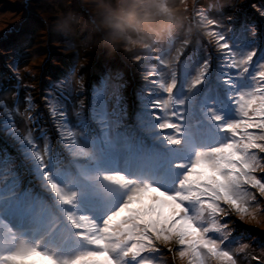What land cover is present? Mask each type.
Masks as SVG:
<instances>
[{
	"label": "snow or ice",
	"instance_id": "obj_1",
	"mask_svg": "<svg viewBox=\"0 0 264 264\" xmlns=\"http://www.w3.org/2000/svg\"><path fill=\"white\" fill-rule=\"evenodd\" d=\"M212 7L193 18L215 46L214 68L199 44L181 60L191 27L134 56L146 81L134 127L106 82L90 117L71 105L74 123L71 93L52 85L59 149L44 129L18 126L17 116L35 123L31 96L23 112L0 99L15 152L0 153V264H165L156 254L170 245L184 264H237L222 219H255L256 193L264 198V48L248 36L254 26L225 28Z\"/></svg>",
	"mask_w": 264,
	"mask_h": 264
},
{
	"label": "rangeland",
	"instance_id": "obj_2",
	"mask_svg": "<svg viewBox=\"0 0 264 264\" xmlns=\"http://www.w3.org/2000/svg\"><path fill=\"white\" fill-rule=\"evenodd\" d=\"M209 5H214L209 12L210 18L217 19L225 28L236 30L242 25L254 26L255 37L251 32L248 36L250 39H257L258 52L259 48H264V16L260 15L264 11V0H187L181 4L187 15L185 27L181 31L183 34H178L179 30L176 35L182 40L190 27L192 32L189 37L190 43L184 50L181 60L199 44L203 58L206 52L211 54L212 67L216 66L215 46L209 43V37L196 30L193 18L194 11L200 6L208 8ZM75 7V0H0V99L9 107L18 100L19 109L23 112L26 106L25 98L31 96L34 105L31 116L35 122L43 119L49 124L50 127L42 126V129L48 133L53 146L57 149L62 145L46 100L50 94H57L52 84L60 85L64 94L76 95L77 102L74 105L77 110L83 104L85 116L90 117L94 91L100 89L106 82L109 97L114 94L122 97L121 106L127 109L124 125L134 127L135 115L141 107L139 93L146 83L143 71L134 60V56L141 54L142 50L117 51L109 54L97 47L73 49L64 36L57 35L51 30L52 22L60 13ZM88 35V32H84L80 34L79 39L84 40ZM179 43L178 40L177 46ZM163 46L166 47V44ZM17 54L22 58L18 61V66H15ZM5 95L9 100H6ZM113 103L114 101L110 100V109ZM69 119L73 122L76 120L71 104ZM3 120L4 117L0 116V122ZM16 121L22 129L32 128L34 135L39 132L34 131L32 123L26 118L17 116ZM117 131H125V127L122 126ZM164 131L170 133L172 130ZM4 151L15 154L12 138L0 128V153ZM257 176L264 178V173H257ZM33 181L35 185H39L35 177ZM256 195L257 202L254 206L259 210L255 219L248 217L240 220L235 214L222 219V222H228L229 242L235 238L230 246L236 254L237 264H264V198L259 197L258 193ZM160 247L161 254L156 255H159L165 264H184L175 256L177 246L170 245L171 252L164 246ZM241 249L243 251H240Z\"/></svg>",
	"mask_w": 264,
	"mask_h": 264
},
{
	"label": "clouds",
	"instance_id": "obj_3",
	"mask_svg": "<svg viewBox=\"0 0 264 264\" xmlns=\"http://www.w3.org/2000/svg\"><path fill=\"white\" fill-rule=\"evenodd\" d=\"M187 0H75L76 7L60 13L51 30L71 47H97L109 54L133 52L167 44L184 27ZM167 4V10L161 4ZM189 31V30H188ZM88 32L84 40L80 34Z\"/></svg>",
	"mask_w": 264,
	"mask_h": 264
},
{
	"label": "trees",
	"instance_id": "obj_4",
	"mask_svg": "<svg viewBox=\"0 0 264 264\" xmlns=\"http://www.w3.org/2000/svg\"><path fill=\"white\" fill-rule=\"evenodd\" d=\"M60 4H61V6L63 7V4L60 2ZM69 5V4H68ZM218 14V13H217ZM185 27V26H184ZM181 31H182V28L180 29V32L178 33V34H180V35H182L183 33H181ZM181 37V36H180ZM264 37V36H263ZM200 54V57L201 58H203V53L202 52H200L199 53ZM256 58H254V60H255ZM96 72H99L98 70H96ZM106 76V75H105ZM105 76H104V78H105ZM99 82V81H98ZM101 85H103V82H101L100 83ZM52 85H56V84H52ZM69 93V92H68ZM65 95H68V94H65ZM5 97H6V100H9V97H7L6 95H5ZM77 96L76 95H74V94H71L70 96H69V100L71 101V105H73V104H76V102H77V98H76ZM13 102V101H12ZM13 105H14V103H13ZM39 118V117H38ZM42 121H44V122H42ZM74 123V122H73ZM32 127H34L35 128V130L34 131H39L41 128H42V126H46V127H50L49 126V124L45 121V120H37L35 123H32V125H31ZM39 132H36V134H38Z\"/></svg>",
	"mask_w": 264,
	"mask_h": 264
}]
</instances>
